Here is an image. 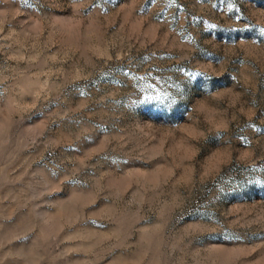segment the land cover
<instances>
[{
	"label": "rangeland",
	"instance_id": "374dc122",
	"mask_svg": "<svg viewBox=\"0 0 264 264\" xmlns=\"http://www.w3.org/2000/svg\"><path fill=\"white\" fill-rule=\"evenodd\" d=\"M0 264H264V0H0Z\"/></svg>",
	"mask_w": 264,
	"mask_h": 264
}]
</instances>
